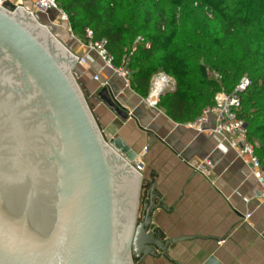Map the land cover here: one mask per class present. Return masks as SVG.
<instances>
[{
	"label": "water",
	"instance_id": "water-1",
	"mask_svg": "<svg viewBox=\"0 0 264 264\" xmlns=\"http://www.w3.org/2000/svg\"><path fill=\"white\" fill-rule=\"evenodd\" d=\"M38 18L0 7V264L170 260V245L191 238L162 241L152 228L153 213L168 209L154 186L137 221L146 189L137 153L120 137L105 141L77 58ZM96 97L121 121L134 118L109 84Z\"/></svg>",
	"mask_w": 264,
	"mask_h": 264
},
{
	"label": "crops",
	"instance_id": "crops-1",
	"mask_svg": "<svg viewBox=\"0 0 264 264\" xmlns=\"http://www.w3.org/2000/svg\"><path fill=\"white\" fill-rule=\"evenodd\" d=\"M69 41L64 42L71 52L87 57L88 64H78L75 77L105 141L120 137L137 153L134 166L143 164L139 174L146 189L140 191L137 221L145 213L146 193L154 186L168 209L153 213L152 228L163 233L162 241L191 238L170 245V260L160 255L140 264H204L211 256L221 264H264V197L246 162L220 137H209L190 123L172 120L159 107L148 106L147 97L137 94L130 81L127 85L106 69L86 45ZM94 74L104 75L101 81L108 82L133 119L121 121L97 99L101 82L94 81ZM209 161L210 166L205 165ZM189 162L203 164L208 179L194 172Z\"/></svg>",
	"mask_w": 264,
	"mask_h": 264
},
{
	"label": "trees",
	"instance_id": "trees-1",
	"mask_svg": "<svg viewBox=\"0 0 264 264\" xmlns=\"http://www.w3.org/2000/svg\"><path fill=\"white\" fill-rule=\"evenodd\" d=\"M75 36L86 44L107 40L116 67L129 58L130 86L148 97L151 79L165 72L176 88L157 107L178 123L194 122L221 91L232 93L244 76L250 85L239 112L264 165V0H58ZM206 9L213 12L210 20ZM179 19L177 20V17Z\"/></svg>",
	"mask_w": 264,
	"mask_h": 264
},
{
	"label": "built area",
	"instance_id": "built-area-1",
	"mask_svg": "<svg viewBox=\"0 0 264 264\" xmlns=\"http://www.w3.org/2000/svg\"><path fill=\"white\" fill-rule=\"evenodd\" d=\"M26 3H29L32 9H28ZM8 4L13 5L15 10L10 11L6 8V5ZM0 7L10 14H14V12L20 7L30 13L33 17L37 14H41L49 19L52 16V13L56 12V20L59 22L58 24L65 30H68L74 38L72 29L70 28L69 16L62 8L58 7V0H0ZM206 14L208 18L213 19V12L211 10L206 9ZM86 37L90 41L86 45L88 53L94 52L104 63L105 68L121 76L127 85L129 84L130 78V72L128 70L129 58L134 54L137 50V46L141 43H144L147 48H150V44L145 43L142 37L137 38L128 55L124 57L122 65L116 67L114 64V58L107 52V40L102 39L94 41L93 32L90 29L86 30ZM72 54L77 58V65L86 66L88 64L86 55H78L73 52ZM93 79L95 82H101V87L108 85V82L101 81L99 74H94ZM249 85L250 80L244 77L232 93H226L224 91L217 93L214 98V105L205 108L200 116L194 122L190 123L189 126L195 128L198 132L207 134L209 137H220L226 145L234 150L248 165L252 175L257 180L262 191V196L264 197V165L256 154L255 146L249 140L245 121L239 116L242 107L241 95L246 91ZM175 88V79L165 72H160L152 77L150 92L145 99V102L148 106L156 107L160 101L162 93L168 90H174ZM187 164L194 172L200 173L208 179L209 173L206 172L203 164L191 162ZM210 164V161L205 163V165L208 166H210ZM134 168L140 173L143 169V164L137 163ZM248 217L250 216L248 215L246 218Z\"/></svg>",
	"mask_w": 264,
	"mask_h": 264
},
{
	"label": "rangeland",
	"instance_id": "rangeland-1",
	"mask_svg": "<svg viewBox=\"0 0 264 264\" xmlns=\"http://www.w3.org/2000/svg\"><path fill=\"white\" fill-rule=\"evenodd\" d=\"M30 4L29 3H26V7L28 8V9H32L31 8V6H29ZM58 7L59 8H61L60 7V5L58 4ZM56 12H53V14H52V18H51V21H50V19L49 18H47V17H45L44 15H41V14H37L36 16H39V18H38V20H39V22L41 23V24H44V25H46L49 29H50V31H51V33L61 42V43H63L67 48H69V49H71L72 47H70L68 44H66L65 42H67V41H69V39L71 38V41H69V42H72L73 44H77V43H82V44H84V45H87L85 42H84V40H82V39H80L79 38V36L77 35V36H75V34L73 33V31H72V33H73V35H74V38H73V36H71V33H69V31L68 30H66V32L67 33H65V30L63 31L62 29H63V27H61V25H59L58 23V21L56 20L57 18H56ZM179 19V16L177 17V20ZM210 19V18H209ZM214 19H215V16H214V14H213V19H210V20H213L214 21ZM54 20H55V22H54ZM52 22H54V23H52ZM50 24H55V25H50ZM70 28H71V25H70ZM69 36V37H68ZM65 41V42H64ZM71 45V44H70ZM78 68H79V66L78 65H76L75 66V68L73 69L74 70V72H76V70H78ZM110 71V70H109ZM100 77L101 78H103L104 77V75L103 74H101L100 75ZM244 77H246L247 78V76H244ZM243 77V78H244ZM80 86V85H79ZM81 88V87H80ZM82 89V88H81ZM158 103H160V101L158 102Z\"/></svg>",
	"mask_w": 264,
	"mask_h": 264
}]
</instances>
